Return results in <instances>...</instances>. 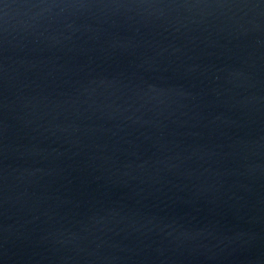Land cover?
I'll return each mask as SVG.
<instances>
[{"label":"water","instance_id":"1","mask_svg":"<svg viewBox=\"0 0 264 264\" xmlns=\"http://www.w3.org/2000/svg\"><path fill=\"white\" fill-rule=\"evenodd\" d=\"M0 264H264V0H0Z\"/></svg>","mask_w":264,"mask_h":264}]
</instances>
